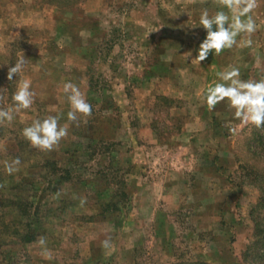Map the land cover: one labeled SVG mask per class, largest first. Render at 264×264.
Listing matches in <instances>:
<instances>
[{"label": "rangeland", "instance_id": "1", "mask_svg": "<svg viewBox=\"0 0 264 264\" xmlns=\"http://www.w3.org/2000/svg\"><path fill=\"white\" fill-rule=\"evenodd\" d=\"M228 2L0 0V110L14 108L22 82L33 93L28 109L0 119V264H264V125L204 99L230 67L264 79V0ZM248 3L241 18L255 30L192 60L202 10L231 22ZM67 82L90 116L67 120ZM50 115L68 135L51 151L31 146L22 130ZM17 198L38 207L31 243L14 234L26 222Z\"/></svg>", "mask_w": 264, "mask_h": 264}, {"label": "clouds", "instance_id": "2", "mask_svg": "<svg viewBox=\"0 0 264 264\" xmlns=\"http://www.w3.org/2000/svg\"><path fill=\"white\" fill-rule=\"evenodd\" d=\"M227 7L232 9L231 0ZM253 5L248 3L247 7L235 10L230 18L223 11H218L214 16H210L207 9L202 10L199 18V25L206 35L199 44L197 55L194 59L199 63L204 61L210 54L215 52L219 54L221 50L231 48L236 43V37L240 32L251 33L255 30V22L251 16L246 19L241 17L251 10ZM250 43V41H249ZM26 59L23 55L16 63L8 69L7 79L13 80V76L23 71ZM220 82H216L209 87L204 94V99L209 107H214L218 102L227 100L235 110V117L246 123H251L257 127L264 125V79L259 81H244L239 79L240 70L236 67H230L217 74ZM63 91L70 105L67 113V120L75 122L78 116H90L92 106L89 104L79 88L72 82L63 85ZM33 93L30 91V83L22 82L12 96L14 108L9 110H0V119L11 121L13 111L28 109L32 103ZM23 137L31 146L41 150L51 151L60 140L68 135L66 126L59 124L58 116H47L44 119H37L28 127L22 130ZM20 164L19 158L14 159L6 165L8 174L15 172L16 166ZM39 243L43 245L44 239ZM105 248L110 246V241H103Z\"/></svg>", "mask_w": 264, "mask_h": 264}, {"label": "trees", "instance_id": "3", "mask_svg": "<svg viewBox=\"0 0 264 264\" xmlns=\"http://www.w3.org/2000/svg\"><path fill=\"white\" fill-rule=\"evenodd\" d=\"M259 130H261V134L258 135V148H260V151H264V126H262ZM100 144L103 146L107 145L104 142H100L99 145ZM21 184L24 185V183H21V181H20V182L16 183L15 185H12V187L10 186L9 189L13 192H16L15 190H17V189L19 190L20 189L19 186H22ZM1 197H3V196H1ZM1 200H2V198H1ZM4 201H5V199L3 200V202ZM6 204L2 203L1 207L7 206ZM11 204L13 205V207L18 209L20 216L26 220V222L24 223L23 233H18V231H14V234L20 236L21 241L23 243L33 242L36 238V235L34 234V227L38 221V213H39L38 207L32 209L31 208L32 204L28 201H25L24 199H21V198H17V200H14V201L10 200V205ZM7 231H9V228L7 227V225H3L2 232H7ZM257 234L258 233L255 234L256 239H257ZM258 238H259V236H258ZM259 242H261V237L259 238Z\"/></svg>", "mask_w": 264, "mask_h": 264}]
</instances>
